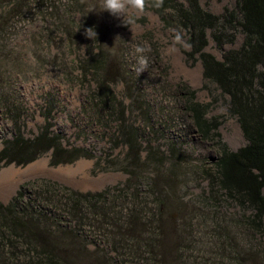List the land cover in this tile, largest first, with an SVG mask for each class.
I'll return each instance as SVG.
<instances>
[{"label":"rangeland","instance_id":"obj_1","mask_svg":"<svg viewBox=\"0 0 264 264\" xmlns=\"http://www.w3.org/2000/svg\"><path fill=\"white\" fill-rule=\"evenodd\" d=\"M102 3L103 0H0V180L5 179L0 181V204L11 202L22 188L30 190L44 181L81 193H99L127 181L121 164L129 149L111 136L117 131V123L112 122V128L103 130L93 129L88 122L93 115L86 103L92 100L96 107L95 99L103 92L95 81L97 75H87L83 62L91 48L95 51L101 47L103 57L112 53L114 62L121 68L125 65L138 76L133 87L116 77L108 87L111 91L107 96H114L115 105L124 108L130 123L143 127L146 119H152L156 134L150 137L155 136L153 142L159 144L160 153L167 150L169 142H174L185 157L166 167L157 161L147 162L144 154L132 158L151 177L159 166L169 177L172 186L163 194H152L164 202L163 211L170 219L169 224L192 222L194 225V237L186 225L187 240L181 258L188 264H192V259L206 264H235L222 256L225 251L233 250L228 237L222 240L226 228L233 231L238 249L251 253L264 251V235L249 231L241 220L247 213L227 201L222 192L221 199L213 201L204 173L215 164L224 145L237 151L246 144L237 119L228 113L227 100L215 85L205 83L198 56L190 62L187 56L190 47L178 46L172 53L164 51L176 31L165 27L154 12L146 9L142 14L129 13L134 20L131 30L124 26L123 18L103 11ZM201 3L216 15L236 6V0H202ZM90 27L97 32L95 41L85 36ZM144 41L151 45L152 51L146 53L147 70L140 73L136 71L133 46ZM241 42L239 36L235 45H227L221 51L210 41L206 51L221 60L224 51L237 49ZM184 84L196 93L199 103L210 105V120L217 118L220 136L214 140L203 138L183 103L172 97L174 88ZM135 86L140 90L137 101H134ZM48 94L57 99L54 131L63 135L65 142L90 149L95 158L57 167L50 164L48 153L28 165L7 163L8 141L15 136L24 142L33 139L45 125L43 112ZM142 104L147 107L148 115L141 113ZM95 122H98L96 118ZM148 189L144 185V193ZM218 227L222 229L217 230ZM163 259L156 256V261L150 264H163Z\"/></svg>","mask_w":264,"mask_h":264},{"label":"trees","instance_id":"obj_2","mask_svg":"<svg viewBox=\"0 0 264 264\" xmlns=\"http://www.w3.org/2000/svg\"><path fill=\"white\" fill-rule=\"evenodd\" d=\"M201 2L163 0L160 8H154L149 0L146 9L165 27L184 33L191 48L187 54L190 62L198 56L205 83L217 87L227 100L229 115L237 119L245 146L231 151L224 145L215 164L204 168V173L213 201L220 200L222 192L227 201L248 214L241 218L248 230L264 235V0H236L235 8L221 15ZM239 36L240 46L224 51L221 60L206 51L210 41L222 51L227 45H235ZM112 56L103 57L101 47L86 53L83 70L87 75H97L95 81L103 92L95 99L96 107L92 100L86 106L93 115L88 119L93 129L104 130L117 123V131L111 136L129 149L121 164L127 181L99 193H81L47 181L30 190L22 188L11 202L0 204V264H150L156 256L164 258L163 264H188L181 256L187 240L186 225L192 237L194 225L169 224L164 202L152 196L172 186L159 168L185 157L174 142L160 153L155 136L150 137L156 134L152 119H146L143 127L130 123L124 108L115 105L114 96H107L116 77L132 87L138 81L137 75L125 65L121 68ZM134 90L137 101L140 90L137 86ZM172 97L183 103L205 140L220 136L217 118H209L210 105L199 103L187 85H177ZM56 102L50 94L45 97V125L37 136L26 142L16 136L8 141L7 163L28 165L48 153L50 164L57 167L95 158L90 149L65 142V137L54 131ZM139 109L144 114L147 107L142 104ZM95 118L98 122L94 123ZM143 154L147 162L161 163L152 177L132 160ZM144 185L150 191L144 193ZM183 216L186 220L184 211ZM232 232L226 228L222 240L228 237L233 250L222 256L235 264H264V251L238 249ZM191 263L206 264L195 259Z\"/></svg>","mask_w":264,"mask_h":264},{"label":"clouds","instance_id":"obj_3","mask_svg":"<svg viewBox=\"0 0 264 264\" xmlns=\"http://www.w3.org/2000/svg\"><path fill=\"white\" fill-rule=\"evenodd\" d=\"M162 4L163 0H152L151 6L160 8ZM148 6L149 0H103L102 3L103 11L109 12L114 17L123 18L124 26H129L131 30L134 20L129 13L142 14ZM85 36L95 41L97 39V32L94 28L90 27L86 29ZM178 46L190 47L184 40L182 33L176 31L172 38V43L164 51L166 53L175 52L178 50ZM151 51V45L147 41L133 46V54L137 57L136 71L142 73L147 70L149 59L146 53H150Z\"/></svg>","mask_w":264,"mask_h":264},{"label":"bare ground","instance_id":"obj_4","mask_svg":"<svg viewBox=\"0 0 264 264\" xmlns=\"http://www.w3.org/2000/svg\"><path fill=\"white\" fill-rule=\"evenodd\" d=\"M91 125V124H90ZM3 180H5V179H2V180H0V181H3ZM6 183V181L4 182V184Z\"/></svg>","mask_w":264,"mask_h":264}]
</instances>
